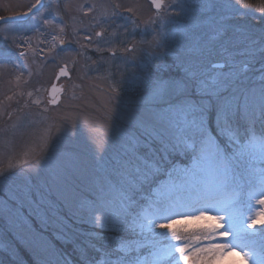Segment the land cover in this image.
Instances as JSON below:
<instances>
[{"label":"rangeland","instance_id":"obj_1","mask_svg":"<svg viewBox=\"0 0 264 264\" xmlns=\"http://www.w3.org/2000/svg\"><path fill=\"white\" fill-rule=\"evenodd\" d=\"M246 1L164 0L157 12L149 0H47L29 19L19 49L11 44L20 39L12 35L19 25L0 27V264H105L103 251L111 252L132 238L111 225L100 227L108 218L113 223L121 218L120 193L109 174L129 146L138 114L160 108L171 83L191 91L194 74L199 83L230 73L225 96L234 98L243 114L254 113L256 130H264L259 122L264 104V12L259 9L264 0ZM37 3L0 0V16L22 15ZM45 18L51 23L44 24ZM171 20L179 23L170 25ZM186 25L211 40V55L192 50L183 34ZM157 41L164 46L157 47ZM21 50L25 57L16 55ZM8 52L12 55H5ZM215 64L225 67L213 68ZM64 66L71 77L59 80L61 100L54 106L49 91ZM139 147L149 163L152 155L167 158V152L185 157L143 137ZM160 156L151 163L161 168L155 181L171 164ZM190 163L172 170L181 177L167 186L174 199L184 194L178 189ZM248 166L264 167L259 162ZM235 188L244 201L256 184L241 177ZM261 211L264 205L253 201L251 214ZM177 219L181 222L174 231L193 243L209 229L223 232L227 227L219 217ZM218 239L232 240L233 234ZM243 240L248 248L241 251L237 246L240 255L201 253L198 259L205 264H264V241L258 236ZM145 252L141 248L140 254Z\"/></svg>","mask_w":264,"mask_h":264},{"label":"snow or ice","instance_id":"obj_2","mask_svg":"<svg viewBox=\"0 0 264 264\" xmlns=\"http://www.w3.org/2000/svg\"><path fill=\"white\" fill-rule=\"evenodd\" d=\"M152 3L157 12L164 6L163 0H152ZM178 7L183 9V5ZM34 8L37 13L42 10L39 0L27 12L22 13L21 19L16 22L19 27L12 29L13 37L20 38L11 40V44L17 49L21 47L20 41L26 34L25 26L30 23L25 18L30 13L37 14L33 13ZM259 10L264 12V7ZM43 23L49 24L51 21L45 18ZM167 23L176 25L179 21L171 20ZM183 34L194 52L202 56L211 55V40L200 37L190 25H186ZM3 39L8 40L9 36L5 35ZM85 39L90 37L85 36ZM163 46L157 41V47ZM16 55L25 57L27 54L21 50ZM212 67L224 68L225 65L215 64ZM59 75L67 76V67L61 68ZM229 75L230 73L220 72L197 83L194 74L191 78V91L186 85L173 82L164 89L160 108L138 114L129 134V146L123 155L116 158L109 174L120 193L121 218L114 223L111 218L100 223L102 228L111 225L127 231L132 234V238L122 241L111 252L103 251L101 260L105 264H189L190 260L193 264H205V260L198 259L201 253L240 255L235 251L237 246L241 251L248 248L243 237L258 236L264 241V227L257 229V224L264 225V211L251 214L253 201L264 205V199L261 198L264 196V167L257 169L248 166V163L254 165L256 162L264 165V130H256L257 118L254 113L250 116L243 114L235 99L225 96L228 86L226 77ZM197 89L199 95L196 94ZM52 91L56 92L55 86ZM261 94L264 97V88L261 89ZM51 103L58 101L53 98ZM259 122L264 129V104L260 108ZM83 123H89L87 115L84 116ZM71 128L75 130L77 123L73 122ZM141 137L145 141L151 139L154 145L159 141L165 146L166 152L171 149V152L182 154L190 160V166L185 169L188 175L178 189L183 195L175 199L153 197V185L161 168L142 159L143 153L139 147ZM97 156L103 158L100 146ZM166 174L171 178V170ZM241 177L256 184V189L249 192L244 201L235 188ZM144 192H147V196L139 195ZM208 212H212L213 216H207ZM181 216L197 220L219 217L227 227L223 232L216 228L209 229L203 233L202 238L197 235L193 243L174 231V225L181 222L177 217ZM137 226L140 228L139 232L136 231ZM145 228L149 230L147 234L144 232ZM164 229L168 231H160ZM247 229L255 231L248 233ZM230 231L233 234L232 240L218 239L221 236L227 237ZM168 232L172 233L171 236ZM202 240L208 243L205 245ZM141 248L146 249L143 255L140 254ZM248 255L245 252V256ZM96 264H100V261H96Z\"/></svg>","mask_w":264,"mask_h":264},{"label":"trees","instance_id":"obj_3","mask_svg":"<svg viewBox=\"0 0 264 264\" xmlns=\"http://www.w3.org/2000/svg\"><path fill=\"white\" fill-rule=\"evenodd\" d=\"M246 4L248 3V0L245 2ZM254 3V2H253ZM253 3H250V4H253ZM0 18H2V16H0ZM155 147H159L158 145L155 146ZM152 154V153H150ZM166 155L168 156L167 158L164 157V155L162 156L163 159H167V161H170V163H167L166 164V167L167 168V171L168 170H171V178L169 177V175H167L166 173H164L165 175H161L160 177H158L153 185V197L155 198L156 196H158L157 194L158 193H162L164 194L163 196H161L160 198H165V199H168V198H172L174 199V197L172 195H169L167 193V186H170V184L172 182L176 183V182H180V174H175L174 172L175 171H172L174 170L176 167H182L184 165H189L190 163V160L188 158H185V157H173V155H168V152L166 153ZM156 156V155H155ZM154 155L151 156L150 158V162H155V159L159 158L160 155H157L158 157H155ZM161 157V156H160ZM151 162V163H152ZM170 164V165H168ZM171 166V167H170ZM173 166H174V169H173ZM166 171V172H167ZM172 179H174L172 181ZM139 195H143V196H147V192H144V193H141Z\"/></svg>","mask_w":264,"mask_h":264},{"label":"water","instance_id":"obj_4","mask_svg":"<svg viewBox=\"0 0 264 264\" xmlns=\"http://www.w3.org/2000/svg\"><path fill=\"white\" fill-rule=\"evenodd\" d=\"M46 1H47V0H40L39 3H40V5H42V9L44 8V5H45V2H46ZM150 2L152 3V0H150ZM152 4H153V3H152ZM163 4H164V0H163ZM153 8H154V10L157 11V9L154 7V5H153ZM40 11H41V10H40ZM40 11H39V12H40ZM39 12H38V13H39ZM33 13H37V9L34 8V9H33ZM32 16H34V15H32V14L30 13L29 16L26 17L25 19H28V20H29ZM21 17H22V15H21V16H16V17L2 18V19H0V27H1L2 25H4V24L16 23L19 19H21ZM5 21H9V23H5ZM64 67H67V66H64ZM67 70H68V68H67ZM59 72H60V71H59ZM59 72H58L57 78L55 79V83H54V85H53V86H55V88H56V92L53 93V91H52L53 86L50 88V91H49V96H50V98H51V99L55 98V99L58 101V103H59L60 100H61L60 96H61V93H62V89H61L60 87L57 86L58 81H59L60 79H62V78H69V77H71L69 71H68V75H67V76H60V75H59ZM58 103H55V104L51 103V104L54 105V106H56Z\"/></svg>","mask_w":264,"mask_h":264}]
</instances>
